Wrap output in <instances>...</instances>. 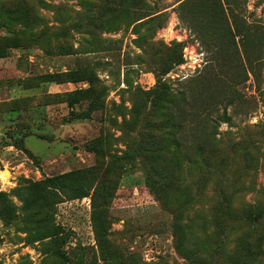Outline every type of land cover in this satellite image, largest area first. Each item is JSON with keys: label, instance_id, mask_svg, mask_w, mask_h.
<instances>
[{"label": "rangeland", "instance_id": "1", "mask_svg": "<svg viewBox=\"0 0 264 264\" xmlns=\"http://www.w3.org/2000/svg\"><path fill=\"white\" fill-rule=\"evenodd\" d=\"M121 1L0 0V264H264V0Z\"/></svg>", "mask_w": 264, "mask_h": 264}, {"label": "trees", "instance_id": "2", "mask_svg": "<svg viewBox=\"0 0 264 264\" xmlns=\"http://www.w3.org/2000/svg\"><path fill=\"white\" fill-rule=\"evenodd\" d=\"M122 4H128V0H122ZM22 21V20H18ZM5 26V25H3ZM34 36H36L34 34ZM45 37V36H44ZM68 47V46H67ZM59 51L62 54H69L68 48L64 46L59 48ZM68 51V52H67ZM84 77V76H83ZM74 80V78H70ZM88 80V78H83ZM70 81V80H69ZM91 81V80H89ZM82 90L74 92V94L81 93ZM110 161L107 165L101 164L89 168L87 170H76L71 171L63 175L54 176L47 178L44 182V192L45 196L41 200H35L33 197H26L23 200L25 207L28 206H36L38 202L51 200L53 193L57 195V193H61L66 197H70L72 199L77 198H85L91 197V206H92V222L95 231L98 233L99 230L103 228V224L107 222L106 213L108 207L111 203L112 198L114 197V192L117 187L115 178L117 177L114 173V169L116 168L117 163H120L123 159L116 158L112 155H109ZM204 161V159H203ZM115 165L114 169L112 166ZM175 167L178 168L179 164L176 162L174 164ZM154 192L153 188H151ZM48 190V191H47ZM155 196L158 198L157 192H154ZM160 198V197H159ZM50 204H55L54 201L51 203H46L44 206H49ZM226 209L229 210V205L225 204ZM29 213V211H27ZM36 216V214L31 215ZM55 233H50L45 236H42L38 240L54 237ZM247 255H244V257Z\"/></svg>", "mask_w": 264, "mask_h": 264}, {"label": "bare ground", "instance_id": "3", "mask_svg": "<svg viewBox=\"0 0 264 264\" xmlns=\"http://www.w3.org/2000/svg\"><path fill=\"white\" fill-rule=\"evenodd\" d=\"M6 172L8 173L9 171H6ZM3 178L8 179L9 175H6V177L4 176Z\"/></svg>", "mask_w": 264, "mask_h": 264}]
</instances>
